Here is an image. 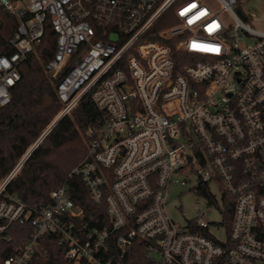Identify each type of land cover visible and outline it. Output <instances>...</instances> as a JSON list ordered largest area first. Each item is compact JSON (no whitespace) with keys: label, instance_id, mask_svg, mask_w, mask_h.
I'll return each instance as SVG.
<instances>
[{"label":"built area","instance_id":"obj_1","mask_svg":"<svg viewBox=\"0 0 264 264\" xmlns=\"http://www.w3.org/2000/svg\"><path fill=\"white\" fill-rule=\"evenodd\" d=\"M237 2L0 0L18 20L0 54V106L50 23L56 44L44 69L67 70L55 84L57 119L88 94L104 116L47 203L8 190L41 139L0 179V264L53 254L66 264H264V30ZM190 174L213 202L218 185L230 223L200 213L179 225L169 215L170 186ZM74 181L105 206V224L74 199ZM212 223L226 225V239Z\"/></svg>","mask_w":264,"mask_h":264},{"label":"trees","instance_id":"obj_2","mask_svg":"<svg viewBox=\"0 0 264 264\" xmlns=\"http://www.w3.org/2000/svg\"><path fill=\"white\" fill-rule=\"evenodd\" d=\"M17 25V18L0 6V54L10 50L9 39L14 35ZM55 44L56 33L51 24L47 23L45 35L37 46V54L30 55L19 65L21 79L12 88L11 102L0 106V179L12 170L63 106L56 93L55 84L67 70L53 77V83L43 66L51 59ZM103 119V111L92 96L85 95L72 112L63 116L31 151L21 170L9 184L8 190L18 194L32 206L47 203L53 189L69 184V172L87 153V130L90 127H99ZM70 185L74 199L84 205L88 214L105 217V220L98 223L105 224V206L95 205L88 197L84 185L75 181ZM226 214V222L230 223V205L226 206ZM43 264L66 263L53 254Z\"/></svg>","mask_w":264,"mask_h":264},{"label":"rangeland","instance_id":"obj_3","mask_svg":"<svg viewBox=\"0 0 264 264\" xmlns=\"http://www.w3.org/2000/svg\"><path fill=\"white\" fill-rule=\"evenodd\" d=\"M234 9L246 23L250 24V26L256 29L264 30V0H238L237 4L234 5ZM46 75L52 79L53 83H55V80L50 73L46 72ZM59 114L60 112H58L52 123L35 142L40 139L43 140ZM34 143L29 147L26 153H28ZM187 179V183L172 184L169 188L167 209L169 215L174 219V221L179 225H186L189 221L198 218L200 213H203L200 218L204 221H224L225 223V221H227V214L224 210H222V207L225 206L222 203V191L218 185L215 182L210 184L211 192L218 199V202H213L209 195L208 197L200 190L199 178L197 175L190 174ZM209 231L216 235L219 239L224 240L227 238L225 224L217 227L215 226V223H212L209 227Z\"/></svg>","mask_w":264,"mask_h":264},{"label":"water","instance_id":"obj_4","mask_svg":"<svg viewBox=\"0 0 264 264\" xmlns=\"http://www.w3.org/2000/svg\"><path fill=\"white\" fill-rule=\"evenodd\" d=\"M59 120H60V118L56 119V121H55L54 124L52 125L51 129L55 126V124H56ZM51 129H49L48 132H47L46 134H48V133L50 132ZM44 136H45V135H44ZM41 140H42V139H41ZM40 142H41V141H40ZM40 142H39V143H40ZM39 143H37L36 146H38ZM34 148H35V147H34ZM34 148H33V149H34ZM33 149H32V150H33Z\"/></svg>","mask_w":264,"mask_h":264},{"label":"snow or ice","instance_id":"obj_5","mask_svg":"<svg viewBox=\"0 0 264 264\" xmlns=\"http://www.w3.org/2000/svg\"><path fill=\"white\" fill-rule=\"evenodd\" d=\"M192 7H195V5H192Z\"/></svg>","mask_w":264,"mask_h":264}]
</instances>
